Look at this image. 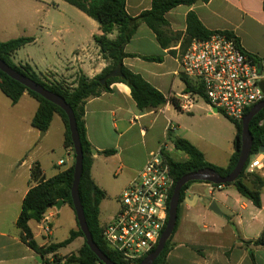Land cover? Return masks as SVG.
<instances>
[{
    "label": "crops",
    "instance_id": "1",
    "mask_svg": "<svg viewBox=\"0 0 264 264\" xmlns=\"http://www.w3.org/2000/svg\"><path fill=\"white\" fill-rule=\"evenodd\" d=\"M66 3L64 0H0V40L34 37V41L15 52L12 60L17 64L32 65L51 80H61L76 86L80 73L93 78L104 71L109 61L104 58L95 41V36L102 34L100 24L77 7L72 8ZM151 8L152 0H126V9L132 17H138ZM189 12H195L207 29L230 31L239 38L244 50L264 56V0H209L178 5L169 10L165 18L170 31L179 33L180 38L172 40L164 48L154 31L146 23H141L125 47L128 55L123 60L124 66L142 75L166 97L178 98L186 90L180 54L183 53L181 44ZM115 36L116 33L111 35L112 38ZM147 56H159L161 60L145 59ZM111 89L101 96L90 98L85 104L84 114L87 137L95 151L92 150V177L106 194L100 204L101 225L115 217L119 210V195L145 166L150 154L162 144H167L168 155L171 156V151L176 149L173 138H186L212 164L220 154L219 136L215 138L216 142H208L207 134L201 131L195 137L189 135L197 119L202 115H213L207 112L204 105H196L190 112L178 110L171 102L158 109L141 110L127 84L116 82ZM18 103H23V107L30 112L32 128L28 131L35 133L36 128L31 121L38 109V100L25 92ZM57 117L63 123L58 148L65 159H59L55 166L66 164L62 169L65 170L75 163V153L64 145L66 128L60 115L55 114L52 122ZM50 133L51 125L44 136ZM202 141L216 148L214 155L203 151ZM107 149L116 152L112 155L103 154ZM228 153L229 162L220 167L229 165L234 153V139ZM61 160L63 164H60ZM35 162L41 164L46 178L62 171L44 167L38 155L32 158L29 170H0V264H44L42 257L22 240V232L17 225L23 200L34 185L31 182V167ZM113 171L118 178L110 182L108 177ZM258 174L264 179V171ZM205 185L211 195H214L215 190H220V206L216 204L221 214L210 210L212 202L196 211L203 197L192 190L191 184L185 191L183 202L186 203V214L179 221L172 239V248L167 254L168 264H264V247L253 244L264 229V186L261 189L262 206L257 207L239 192L235 194L227 190L229 187L236 189L234 185H222L215 190L211 189L210 183L206 182ZM107 201L112 203L109 211L106 209ZM63 208L68 209V214L73 213L75 227L71 230L78 229L76 213L68 203L64 202L59 208L52 206L46 215L51 222H55L58 211ZM32 221L36 223L35 227ZM29 226L40 245L64 240H54V229L50 237L46 238L42 221L30 220ZM76 240L80 241V245L84 243L83 237Z\"/></svg>",
    "mask_w": 264,
    "mask_h": 264
},
{
    "label": "trees",
    "instance_id": "2",
    "mask_svg": "<svg viewBox=\"0 0 264 264\" xmlns=\"http://www.w3.org/2000/svg\"><path fill=\"white\" fill-rule=\"evenodd\" d=\"M64 1L77 7L100 24L102 34L95 36V41L100 47L104 58L109 61V65L101 74L90 78L84 73H80L76 81V86H71L61 80L49 79L46 74L36 71V69L28 63H15L12 60V56L23 46L34 41V37H19L8 41L0 40V58L17 72L38 82L46 89L62 96L72 107L77 120L80 140L84 151L83 172L79 184V193L86 220L94 241L113 262L117 264H139L148 254L156 249L157 245L154 246V248L144 257L135 262H129L124 260L117 251L111 249L104 238V225H101L99 215L100 204L106 194L105 191L96 184L92 177L93 148L87 137L84 120L85 104L90 98L98 97L105 92L111 91L113 83L123 82L130 87L132 97L138 108L141 110L158 109L168 102H171L177 107L178 99L176 97H166L162 92L144 79L142 75L137 74L124 66L123 60L128 55V53L125 52V47L141 23H146L154 31L162 47H168L172 40L180 38L181 35L170 31L169 23L165 18V14L178 5H191L197 1L208 2L209 0H152V8L142 12L138 17H132L128 13L126 9V0ZM219 32H224L228 36L234 37L236 41L240 43L239 38H237L232 32L209 30L202 24L195 12H189L187 15V29L181 44L182 52L184 53L186 51L193 39L204 40ZM114 33H116V36L112 38L111 35ZM145 59L154 61L161 60L159 56H147ZM116 69L120 70L121 76L109 77L105 83L101 82L105 76ZM183 80L186 84L185 91H196L192 80H189L185 76H183ZM0 89L11 100L12 104H17L25 92H28L32 97L38 100L39 106L31 124L40 131L46 132L50 128L54 115H60L66 128L64 145L70 147L75 153L71 132L69 130L68 117L62 108L45 99L38 93L28 89L25 85L11 78L1 70ZM201 93L203 92L201 91ZM253 106L246 110V114ZM220 112L222 111L220 110ZM227 118L230 119L236 127L234 153L232 154L230 163L227 167H217L208 162L205 159L204 153L190 140L183 137L173 138L175 148L184 152L186 158L184 160H176L175 158L168 156L172 175L174 177V186L170 193V199L177 181L189 172L210 167L215 169L221 175L226 176L233 171L241 152L242 121L238 122L232 118ZM250 131L253 135L251 151V155H253L258 153L260 148L264 146V109L261 110L251 121ZM115 152L114 149H107L102 153L105 155H112ZM248 163L249 160L238 179L234 183L225 184V186L234 185L243 197L252 201L255 206L261 207V189L264 186V179L258 173H247L246 168ZM74 166L75 163L68 169L62 170L49 178H46L39 162L33 163L31 167V182L34 185L30 188L23 200L17 225L21 229L22 240L42 257L44 264L102 263L98 256L87 245L85 236L80 229L79 224L78 229L71 230L69 236L63 241L52 242L46 245H40L35 240L33 231L29 226L30 220H35L37 222L42 221L48 210L59 200H64L65 203H68L75 211L71 197V188L74 180ZM248 181L251 183L249 184ZM193 182L195 181L189 182L183 187L180 203L185 199V190L188 189ZM179 219L178 208V220L174 232L154 264H168L167 254L172 248V239L177 231ZM78 237L84 238V244L80 248L78 254H71L68 257L62 258L59 257L58 250L67 247ZM253 244L255 246L264 247V229L260 237L253 241ZM51 253L53 254L52 260L48 258V255Z\"/></svg>",
    "mask_w": 264,
    "mask_h": 264
},
{
    "label": "built area",
    "instance_id": "3",
    "mask_svg": "<svg viewBox=\"0 0 264 264\" xmlns=\"http://www.w3.org/2000/svg\"><path fill=\"white\" fill-rule=\"evenodd\" d=\"M182 76L194 82L196 91L179 95L178 110L192 111L199 99L210 110L216 107L227 117L242 121L246 110L264 100V56L247 52L234 37L224 32L207 39H193L180 54ZM201 90L203 93H201ZM167 144L152 152L145 166L118 197L119 210L104 225L108 246L124 260L135 262L159 242L168 220L174 177L168 160ZM64 161L61 160L60 164ZM264 171V152L250 155L246 172ZM211 189L222 185L210 183ZM42 229L51 235L50 218L44 215ZM103 264V263H99Z\"/></svg>",
    "mask_w": 264,
    "mask_h": 264
},
{
    "label": "rangeland",
    "instance_id": "4",
    "mask_svg": "<svg viewBox=\"0 0 264 264\" xmlns=\"http://www.w3.org/2000/svg\"><path fill=\"white\" fill-rule=\"evenodd\" d=\"M66 5L75 8L73 5L68 3H66ZM13 61L15 60L13 59ZM200 105H204L207 108V112H210L213 115H208L206 117L202 115L201 118L197 119V121H195V125L191 128L192 132L189 133V135L191 137H195V135L200 134L201 131L202 133L207 134L206 137L208 142H216L215 138L219 136L220 151L218 150V152L220 154H218L217 160H214L213 164L220 167L229 162L228 148L231 147L236 129L233 123H231V121H229V119H227L222 112L219 111L217 114L214 113V111L210 110L207 103L201 99L197 102V106ZM30 119L31 114L23 107V103H18L16 105L12 104L10 99L0 89V170H29L28 166L32 162V158L36 155H38L44 167L53 170L64 169L66 164L59 167L55 166V162L59 159H65L64 154H62L58 148L63 128L61 119L57 117L52 122L51 133L48 136H44L43 131H37V129L35 133H30L28 131L29 128H32L30 125ZM208 142L202 141L204 147L203 151L212 156L214 155L216 148L211 145H207L210 144ZM51 149L54 151H51ZM34 151L36 152L34 153ZM170 154L176 160L185 159V153L180 150L174 149ZM114 172L115 171H113V173L108 177L110 182H114L115 179L118 178L117 174H114ZM205 183V181H195L192 183V190L199 193L203 197V200L198 202L196 211H198L201 207H207L209 203L213 201L220 206V190H215L214 195H211L209 193V188L205 185ZM227 190L238 194V191L234 189V187H229ZM262 193L264 194V188ZM107 202L108 207L106 209L109 211L112 208V203L111 201ZM185 205L186 203L184 202L180 203L179 221L186 214ZM205 213H207V211H205ZM69 214L68 209H60L55 222L53 221L50 223L52 232L54 229V240H63L67 238L72 227H75L73 213ZM31 224L33 227L36 225L33 221ZM45 237L49 238L50 235H45ZM83 244L80 245V241L76 240L69 246L62 248L61 251L58 250V256L62 258L68 257L71 254H78ZM48 258L52 260L53 254H49Z\"/></svg>",
    "mask_w": 264,
    "mask_h": 264
},
{
    "label": "water",
    "instance_id": "5",
    "mask_svg": "<svg viewBox=\"0 0 264 264\" xmlns=\"http://www.w3.org/2000/svg\"><path fill=\"white\" fill-rule=\"evenodd\" d=\"M0 70L6 73L11 78L25 85L28 89L38 93L45 99L58 105L66 113L68 117L69 130L71 132V138H72L74 150H75L74 180H73V184L71 188V197H72V201H73L79 227L85 236L87 245L98 256V258L103 264H117L113 262L108 257V255L104 253L99 248V246L96 244L92 236V233L89 229L87 220H86L84 208H83L82 201L80 198V193H79V184H80V179H81L82 172H83L84 151H83L82 143L80 140L77 120H76L75 113L72 107L66 102V100L62 96L46 89L44 86H42L38 82L17 72L11 66H9L5 61H3L1 58H0ZM115 76H121V72L119 69L111 71L107 76H105L101 80V82L105 83L109 77H115ZM260 85L264 90L263 81L260 82ZM263 109H264V100L256 103L251 108V110L247 112V114H245V116L243 117L242 134H241V140H242L241 152H240L238 162L231 173H229L226 176H223L219 172H217L215 169L207 167V168H202L196 171L189 172L185 174L184 176H182L177 181L172 197L169 202L167 225L159 239L157 247L153 252L148 254L139 264H154L156 259L159 257V255L163 251L167 241L172 236L175 226L177 224V220H178V208L180 204L181 191L186 184L192 181H205L208 183L225 185L229 183H234L238 179V177L244 170L245 165L247 164V161L249 160L251 151H252L253 135L250 131V123L253 120V118ZM213 110L214 112H217V113L219 112L218 108L216 107H214ZM44 133L45 132L43 131V135ZM260 151L264 152V146L260 148ZM93 152L95 151L93 150ZM64 202H65L64 200H59L53 206H56L59 208L62 206V204H64ZM209 208L215 213L221 214L215 201H213L210 204Z\"/></svg>",
    "mask_w": 264,
    "mask_h": 264
},
{
    "label": "flooded vegetation",
    "instance_id": "6",
    "mask_svg": "<svg viewBox=\"0 0 264 264\" xmlns=\"http://www.w3.org/2000/svg\"><path fill=\"white\" fill-rule=\"evenodd\" d=\"M188 188H189V187H188ZM186 190H187V189H186ZM186 190H185V191H186Z\"/></svg>",
    "mask_w": 264,
    "mask_h": 264
}]
</instances>
